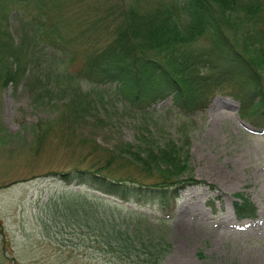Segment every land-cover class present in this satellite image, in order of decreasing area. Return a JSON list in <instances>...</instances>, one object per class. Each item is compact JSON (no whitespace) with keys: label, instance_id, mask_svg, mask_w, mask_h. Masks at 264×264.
Segmentation results:
<instances>
[{"label":"trees","instance_id":"16d2710c","mask_svg":"<svg viewBox=\"0 0 264 264\" xmlns=\"http://www.w3.org/2000/svg\"><path fill=\"white\" fill-rule=\"evenodd\" d=\"M23 1L39 10L30 13V32L18 39L6 21L8 0H0V86L24 84L35 103L58 111L41 124L30 153L44 152L54 132L65 153L76 156L75 165L47 173L71 187L46 205L66 217L89 216L84 221L101 227L106 245L130 253L149 245L152 263L161 264L167 254L164 230L139 210L159 205L168 214L183 190L206 184L193 173L188 132L165 139L143 132L140 143L109 148L79 129L101 119L109 91L123 109L140 114L171 98L191 115L229 94L240 102L242 117L262 120L264 0H122L117 9L97 7L94 16L83 12L89 20L81 18V25L88 27L79 36L87 32L105 42L86 52L76 37L59 30L74 21L48 14V2L59 8L58 0H17L26 6ZM19 3L11 13L21 17ZM76 185L94 192L76 191ZM236 195L238 219L255 218L257 206L244 193Z\"/></svg>","mask_w":264,"mask_h":264},{"label":"rangeland","instance_id":"374dc122","mask_svg":"<svg viewBox=\"0 0 264 264\" xmlns=\"http://www.w3.org/2000/svg\"><path fill=\"white\" fill-rule=\"evenodd\" d=\"M23 2L26 6L8 0L6 21L18 39L30 32V13L39 10L28 6L34 2ZM58 2L59 8L48 2V14L74 21L71 26L62 23L59 30L76 37L82 52L105 42L87 32L79 36L88 27L81 25V18L89 20L83 12L94 16L97 7L117 9L118 3L123 4L122 0ZM15 3L24 8L21 17L11 13L18 6ZM105 102L101 121L89 120L80 132L112 148L118 143H140L143 132L165 139L186 131L193 173L206 181L183 190L168 214L159 205L139 210L164 230L167 254L161 264H264V118L255 122L241 118L239 103L229 94L218 95L205 111L192 116L179 112L170 98L157 101L144 114L123 109L113 91L106 93ZM57 115L56 107L35 103L24 84L0 86V264H153L149 245L133 253L106 245L101 227L92 228L84 221L89 216L66 217L46 205L67 188L59 177L44 175L76 162L54 132L46 138L44 152L29 151L41 124ZM237 193L257 205V218L236 217ZM159 213L166 215L165 222L157 221Z\"/></svg>","mask_w":264,"mask_h":264}]
</instances>
